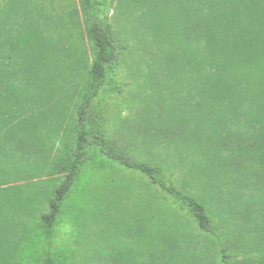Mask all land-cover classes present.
Here are the masks:
<instances>
[{"label": "rangeland", "instance_id": "obj_1", "mask_svg": "<svg viewBox=\"0 0 264 264\" xmlns=\"http://www.w3.org/2000/svg\"><path fill=\"white\" fill-rule=\"evenodd\" d=\"M27 1L52 22L64 6L67 18L75 14L72 0ZM77 2L83 19L87 13ZM92 5L112 29L117 60L94 91L84 122H73L72 108L34 109L31 115L43 111L48 116L49 133L39 141L55 145V156L61 154V142H71L70 132L59 137L65 119V126L85 137L82 142H111L115 154L152 166L160 184L203 205L210 230H202L182 202L143 173L99 156L81 169L52 243L33 246L29 236L35 226L20 225L17 248L11 246L19 251V264H46L50 251L57 264H238L246 259L261 264L259 239L241 233L247 224L242 206L254 188L241 187L240 181L226 186L232 174L227 144L195 138L218 121L237 125L242 118L225 107L215 112L216 103L203 96L201 81L210 71L197 47L184 41L178 0H96ZM19 16L22 22L23 9ZM251 168L261 171L256 163ZM42 170V177L52 174ZM242 174L246 178L247 171ZM230 197H238L237 202L228 203Z\"/></svg>", "mask_w": 264, "mask_h": 264}, {"label": "trees", "instance_id": "obj_2", "mask_svg": "<svg viewBox=\"0 0 264 264\" xmlns=\"http://www.w3.org/2000/svg\"><path fill=\"white\" fill-rule=\"evenodd\" d=\"M78 1L88 15L80 18L78 2L72 0L75 14L67 18L64 6L52 22L27 0H0V264H19V251L13 248H17L18 229L25 222L35 226L29 236L33 246L45 240L52 243L58 217L81 169L99 156L143 173L153 185L182 202L202 230H210L211 220L203 205L160 184L152 166L131 163L115 154L111 142H82L85 137L69 124L65 126V119L59 137L70 132L71 142H61V154L55 156V145L48 147L39 141L49 133L48 116L43 111L31 115L34 109L72 108L73 122H84L81 117L86 115L94 91L117 60L112 29L100 14H94L92 2L96 0ZM178 4L184 41L197 47L210 71L201 81L203 96L216 103L215 112L225 107L242 118L237 125L218 121L211 131L195 138L227 144L232 174L226 186L240 181L241 187L248 183L254 188L251 199L242 206L247 224L241 233L248 240L259 239L264 264V0H178ZM20 9L25 15L22 22ZM204 65L198 68L201 76ZM70 78L74 81H68ZM34 134L39 138H33ZM90 147L93 154L88 155ZM255 163L261 171L251 168ZM42 169H50L52 174L42 177ZM243 171H247L246 178ZM229 199L228 203L237 202L238 197ZM246 261L238 264H248ZM57 262L50 251L46 264Z\"/></svg>", "mask_w": 264, "mask_h": 264}]
</instances>
